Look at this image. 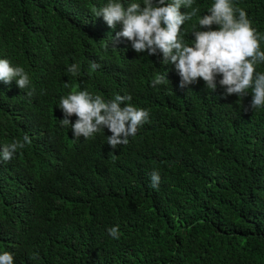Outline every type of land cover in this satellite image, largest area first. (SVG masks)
Here are the masks:
<instances>
[{
	"label": "trees",
	"instance_id": "trees-1",
	"mask_svg": "<svg viewBox=\"0 0 264 264\" xmlns=\"http://www.w3.org/2000/svg\"><path fill=\"white\" fill-rule=\"evenodd\" d=\"M107 3L0 0V59L30 78L25 89L0 81V151L31 138L0 161V253L13 264H264V108L250 109L251 88L224 98L219 76L215 92L202 79L182 89L162 55L112 43L122 26L95 15ZM213 3L194 0L200 11L180 33L187 44ZM233 4L264 37V0ZM157 75L170 82L151 87ZM73 89L105 101L131 95L149 119L115 150L107 128L75 139L58 107ZM116 225L119 239L108 234Z\"/></svg>",
	"mask_w": 264,
	"mask_h": 264
},
{
	"label": "clouds",
	"instance_id": "clouds-1",
	"mask_svg": "<svg viewBox=\"0 0 264 264\" xmlns=\"http://www.w3.org/2000/svg\"><path fill=\"white\" fill-rule=\"evenodd\" d=\"M193 4L194 0H142V4L131 2L126 6L122 0H108L95 15L102 17L110 28L114 29L117 24L122 26L115 39L111 38L112 43L125 38L131 42L135 52L162 55L163 64L174 65L180 77V88L202 79L206 90L215 92L219 76L222 77L219 85L225 89L224 98L247 95L251 88L250 109L264 108V73L256 71L258 64H264V51L260 46L264 37L252 27L247 13L234 7L233 0H214L208 14L198 19L199 29L193 31L194 40L189 45L180 33L185 22L200 11ZM182 6L191 11L182 14ZM213 25L218 26L217 30H213ZM89 68L95 72L100 65L92 61ZM67 70L73 76L79 75L78 64L70 65ZM167 75H157L151 81V87L170 82ZM13 80L20 89L28 88L30 84L29 75L22 66H13L9 60L0 59V81L11 84ZM27 95L31 96L32 91ZM131 101V95L117 94L105 101L87 90L73 89L60 99L58 107L62 109L64 118L59 122L63 127L71 125L75 139L81 136L87 139L107 128L112 133L107 137L108 145L115 150L117 146H126L129 137L135 136L138 128L149 119V112L133 106ZM73 115L78 117L74 124L69 119ZM25 143H31L27 134L23 142L16 140L4 145L0 161H11L17 149L23 148ZM150 181L152 188H158L161 181L158 171H152ZM108 234L119 239V225L110 227ZM0 264H13V254L7 251L0 253Z\"/></svg>",
	"mask_w": 264,
	"mask_h": 264
}]
</instances>
